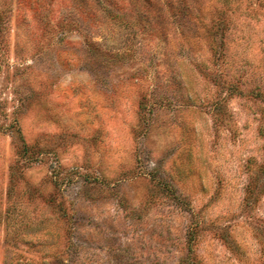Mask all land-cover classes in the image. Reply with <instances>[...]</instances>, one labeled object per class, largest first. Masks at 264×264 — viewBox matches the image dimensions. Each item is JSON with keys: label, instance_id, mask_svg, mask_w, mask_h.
I'll return each instance as SVG.
<instances>
[{"label": "rangeland", "instance_id": "rangeland-1", "mask_svg": "<svg viewBox=\"0 0 264 264\" xmlns=\"http://www.w3.org/2000/svg\"><path fill=\"white\" fill-rule=\"evenodd\" d=\"M0 0V264H264V0Z\"/></svg>", "mask_w": 264, "mask_h": 264}, {"label": "trees", "instance_id": "trees-1", "mask_svg": "<svg viewBox=\"0 0 264 264\" xmlns=\"http://www.w3.org/2000/svg\"><path fill=\"white\" fill-rule=\"evenodd\" d=\"M106 3H109L106 8H107V11L110 12L114 7V3L111 1V0H105Z\"/></svg>", "mask_w": 264, "mask_h": 264}]
</instances>
